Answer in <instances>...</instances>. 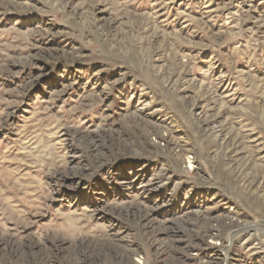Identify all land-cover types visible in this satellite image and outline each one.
<instances>
[{
  "label": "rangeland",
  "instance_id": "1",
  "mask_svg": "<svg viewBox=\"0 0 264 264\" xmlns=\"http://www.w3.org/2000/svg\"><path fill=\"white\" fill-rule=\"evenodd\" d=\"M0 264H264V0H0Z\"/></svg>",
  "mask_w": 264,
  "mask_h": 264
}]
</instances>
